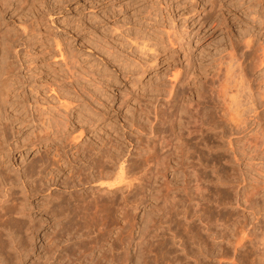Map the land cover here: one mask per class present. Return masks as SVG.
<instances>
[{"label":"rangeland","instance_id":"obj_1","mask_svg":"<svg viewBox=\"0 0 264 264\" xmlns=\"http://www.w3.org/2000/svg\"><path fill=\"white\" fill-rule=\"evenodd\" d=\"M18 13L19 14L12 16L11 19L4 21L2 31L7 30V31H11L10 33L12 35H14V33H18L17 35H19V34L22 35L21 34L22 33V29H21L22 24L27 25V26L29 24L30 25L32 24L31 27H34V29L32 28V31L30 32V34L27 37H24L26 35H22V37H24V40L28 41L31 44L28 47L29 50L24 49V50H21V52H20V57L22 59L24 58V66H28L29 68L32 69V71H27V69H24V71L21 70V74L26 75V78L28 79V81H30L31 84L34 85L36 90L38 88L37 94H36V92H31L32 93L31 94V93H29L30 91H26V89H25V91L28 94L27 99H29V97L31 98L28 101L29 102H36V104L37 103L41 104V105H39V107H42L45 105L44 107L47 109V111L48 112L51 111L48 114L47 113H45V114H47V116H49V117L50 116L52 117V119H51L52 124L50 123L51 127H48V129H47L48 131L51 129L52 130L49 132L46 130V133H45L46 135L50 136V139H46V136H45V134H43V132H40L39 129L31 127L30 125L29 126L31 128L29 126H27V127L23 126V125L20 126L19 124L14 123L16 125V128H17V126H18V128H21V131H19V133H16L17 136L15 134H13V131H11L12 129L9 130V137L12 138V139L9 138L10 141H12L13 138L18 139L17 141L20 144V146H19L20 148H18L14 152L13 155H5L2 158L3 163H2V159L0 158V163L2 164L1 169L5 173L7 171V174H9V175L6 174V176L10 177V180H8L9 179V177H8L7 183L4 185V188H2L3 186L0 188V191L2 192L1 194L3 195L4 194L3 191L5 189H9L8 190L9 192H7V193H10L12 190H14L12 192V193L15 192V194H12L13 204H14V201H16L18 199V201H16L15 204H18V203L21 204L22 203L23 206L25 205L24 207H26V206L27 207L24 208L22 206V204H21V206L18 205L19 206L18 209L22 210V212L19 210V213H15L14 215L15 216L19 215L21 217L16 216L17 218H15V216H11L12 215L11 212L14 213V212L18 211V210H16V211L12 210L17 205L11 204L12 207H11L10 212H9L10 214L7 213L5 215L7 218L5 216L4 217L1 216V218H3V219L5 218L6 223L7 222L9 223V221L13 219L12 217H14V220H16V219L18 220V221H16V222H18V225L20 223L19 221H24V222L20 223L23 226L22 227L20 225L22 228L21 229L22 231L20 233L22 235L19 234L18 236L20 237V235L21 236L25 235L23 233H26V235L29 233V236L33 234L30 237L27 235L28 238L26 235L23 236V238L26 237V239L28 241L30 240V238H31V240L33 239L32 241L30 240L29 242L24 239L25 243H27V242L29 243V244L27 243L28 244L27 246H29V245L31 246L33 243L35 244L36 241H37V244L39 243L37 246H40V244L42 242L44 244H46L48 242V239H46V238H50V235H52V233H54V231H56V227H59L62 223L66 222L67 220H70L71 222H70L69 226L72 229V231H70L71 233L64 235L67 237L63 238V239L66 240L68 238L65 243H70V244L72 242L77 243L78 241H80L82 239H83L82 241L86 242V240L90 241L91 239H93V240H91L93 242H91V241H90V243H89V241H87L88 243L86 242L87 243L86 247L89 250L88 252H90V253L92 252L91 254L88 253V255H90L89 256L90 259L92 257L93 262H96L97 260H99L100 257L103 256L102 258H100V261L102 259H104L103 261H101V263L103 262L102 264H104L105 261H106L105 264H108V263L109 264H135V263L141 264V263H143V261H145L143 264H152L150 262L151 259H152L151 261L153 262V264H154V262H155V264H161L162 262L159 263L160 260H158L157 258H159V256H160L159 259H161V258L165 259V256H163L162 254H165L166 259H167V260L163 259L164 261L162 260L163 261L162 264H167L168 263L167 261L169 259L170 260L173 259L172 261L169 260V264H171L175 261L174 258H176V260L178 261V264H187L183 261H186V262L188 261V264L189 263L195 264V262H194L195 261L194 260L195 259V257H194L195 253L193 251H194L195 247L196 248L199 247L200 243H202L200 245L201 247H203V245H204L206 250H210V251H206L208 254L207 255L204 250H201V247L199 248L200 251H199V249H196V252L198 254L201 253L200 254L201 256H202V253L204 254L203 255L204 257H201L199 255V258H202L205 260L207 259L209 261L213 260L211 254L209 255V253L211 252V244H212V241L209 238V234L207 233V231L204 234L205 229H204V231H203V229L202 230L199 229L200 227L202 228L203 226H200V225L197 226V223H196V221H194V218H193V217H195L193 214L194 213L193 211H195L194 210L195 209V203H194V205L192 204L194 206V208L192 205H188V207H187V214H188V210L191 209V207H192L191 212L189 210L190 214H188L189 216H191L190 218H187L186 215H185V217H186L185 218L183 216L184 215L183 213L180 214V211L182 210V205L185 206L187 204V202L185 201L186 196L184 195L185 191L182 190L185 187L184 183L189 182L187 185L189 187H190V185H192L190 192L191 193L193 192V194L195 192L194 191L195 190V188H194L195 187V180L193 179V175H195V173L192 174L195 171L194 170L195 169V160H194L195 159V150H194L195 149V141H194L195 136L192 137V139L190 138L192 143H191L190 139L188 141V144L191 143V145H189V146H191L193 148V151H194V152L192 151L193 154L191 153V155H190L191 157L189 159L185 158L187 156H185V154L183 152L182 156H180L181 159H179L180 157L176 158L175 156H173V158L172 157L167 158L169 165H168V163H165V162H167L166 159L164 162H162L163 159L161 158V160H160L161 163L158 159L159 162L157 161L158 163L155 162L156 164L152 163V165L151 164L148 165L149 168H148V166H146L144 164H142V166H141V164L139 165V163L141 161L139 154L142 152L140 147H139L140 146L139 142L142 140L144 142L149 137L151 138L150 134L145 133L146 131L148 132L147 129H149L148 128L150 126L149 124L151 123V121L154 120L153 119L154 118V114H153L154 113L153 112L154 106L152 107L151 104L161 105V103H162V105H163V103H165L166 100L168 99L166 97H169L170 99L173 98L172 100H175L176 97L178 96V98L175 100V103H174V112L172 113L173 115L170 114V115H168V118L166 117L165 119L164 118L162 119L163 120L162 122L164 123L163 125L165 127L166 132H167L166 126L169 129V125L167 122H168L169 118H171L174 120L175 129L178 130L177 126H179V129L181 128L180 129V132H181V130L183 131V128H185V125L186 124L188 125L190 123L191 125H188L189 128L187 127V125H186V127L190 130H194V134H195V123H194L195 122V120H194L195 119V112L191 111L193 106H195V93H194L195 92V66H197V67L200 66L199 68L200 69L203 68V70L207 69L206 73L208 71V74L209 73L212 74V71L214 70L212 68L216 67V65H215L216 63L214 62L215 58L226 56V53H228V50L231 49L230 44H232V45L237 44V46L239 45V48H242V46H241L242 43L239 44L237 40L238 39L242 40L244 37L249 36V35L253 36L255 44H257L258 40H261V39L263 40L264 36H262L261 33L260 34L258 33L257 27L259 25L260 20L262 21V19L264 18V0H29L28 4L24 3V5L22 6V8L19 10ZM251 15H253V17L256 16V18L253 19V17ZM257 16H260V17L262 16V18H260V17L257 18ZM149 23H152L153 25L149 24ZM156 27L158 28V30ZM149 29H151V30H149ZM159 29L162 31H160ZM140 30H142V31H140ZM143 31L146 35L143 33ZM262 31H263V35H264V30H262ZM157 32H160V33L156 34ZM165 32H167V33H165ZM148 34H149V36H147ZM143 35H144V38H147L148 40L151 39V37H152L153 41L149 40V42H148L146 40V42H145L148 45V47L151 48L149 50V52H148V47L146 44H145L146 48L143 47V50H142L143 44L140 42L142 41L141 38L143 39ZM157 35H159V36H157ZM162 35H164L163 36L164 38L162 37L163 39L161 38ZM167 36H168V38L170 37L168 40H171V38H172V40H171L172 43H171V41L167 40ZM173 36H175V37L173 38ZM55 37L58 40H56ZM258 37H259V39H258ZM93 38H95V40L100 39L99 41L96 42L97 44L100 43V45L98 44V47L96 46L97 44L95 45V40ZM129 38H133L134 40L133 39L130 40ZM139 38L141 41L139 40ZM233 38L234 39L236 38V40H234ZM101 40L104 42H102ZM56 41H58V42L60 41L59 42L60 45L58 44L59 49L61 48L60 50L58 49V45L55 44ZM90 41L93 43H91ZM231 41H232V43H231ZM153 42H154V45H153ZM233 42H234V44H233ZM169 43L172 45H170ZM93 44H94V47H93ZM136 44H137V48H136ZM164 44H166L168 46H163ZM107 46L110 47V48H108L110 50L102 48V47L107 48ZM153 47H154L155 51H151V50H154ZM155 47L158 50H156ZM66 48H67L68 52L66 51ZM138 48H140L142 51L140 52V49L138 51ZM58 50L59 51L62 50L61 51L62 53H65V54L69 53L71 55L63 54V57H64L63 58L62 56H59L61 52H59ZM63 50H65V51H63ZM106 50H108V51H106ZM144 50L147 51V53L143 52ZM22 51H24V52L22 53ZM156 51H157V54L155 53ZM107 52H108V54H107ZM142 53H144V54H142ZM220 54L222 56H220ZM74 55H76V56L74 57ZM71 56H72V58H74V62H73L74 65H72L73 63L71 64V62L73 61ZM216 56H218V57H216ZM154 57H156V58H154ZM62 58L64 59V61H66L65 62L66 64L64 63ZM124 60H126V61L124 62ZM212 60H213V62H212ZM67 61L69 62L68 64H70L71 66L67 65ZM126 62H127V65H125ZM211 63H214L213 64L214 66ZM129 64H130V66H129ZM65 65H67L69 67L66 66L67 67L66 68ZM72 66H74L75 72L73 70H71ZM127 66H129L130 68L129 67L127 68ZM211 66H213V67H211ZM75 67H76V69H75ZM124 68H126L125 71H123ZM68 69H69V72L72 71V73L74 74L73 76L70 77V75L72 73H68L67 72ZM80 69L82 70V72L85 71L83 73V74H85L84 76L81 74L82 72ZM260 69L261 70L257 69V73L255 74L256 76L257 75H259V76L264 75V66L260 67ZM78 70H80L79 72H81V73H79ZM87 70H89V71H87ZM203 70H202L201 77L204 78L205 77L204 74H206V73H205V70L204 71ZM260 71L262 74L260 73ZM75 73L76 74L78 73V75L75 76ZM66 74H67V76H66ZM63 75H65L66 77ZM81 75L83 77H81L80 79H81V81L83 80V82H81L79 79V76H81ZM68 76L71 79L68 78ZM85 76L86 77L89 76V77H87L88 79ZM63 78L65 80H64V82H61V79L63 81ZM73 80H74V82H73ZM85 80H88V81H85ZM54 81H56V82H54ZM53 83H55V86ZM65 83L66 84L68 83V84L66 85ZM80 83L83 84V86H81ZM181 83L183 85H181ZM49 85L50 86L52 85L51 87H55V88H51ZM176 85H177V87H176ZM57 86H58V88H57ZM59 86H61L62 88L60 87L61 88L60 89ZM179 87L181 88L182 91L179 90L180 89ZM169 88H171L173 92L179 91L178 94L173 93L171 91V89L168 90ZM51 89H54L53 91H55V92L51 91ZM62 89H63V91H62ZM68 89L70 90L69 92H67ZM18 90L17 91L20 93V91H22V87H21V89L19 88ZM17 91L15 90L13 93L17 94L18 93ZM160 91L162 93H160ZM166 91H168L167 94L165 93ZM170 91L172 93L171 97H170V95H168V94H170ZM13 93L11 94L12 98L10 97V100L12 99L11 102L14 101V98L16 96ZM60 93L62 95H60ZM69 94H71V95H69ZM159 94L161 97L159 96ZM164 94L166 96L165 97L166 99L162 96ZM173 94H176L177 96L173 95ZM32 95L36 96L35 99L33 98ZM68 96L70 98L71 97H73V98L70 99ZM17 97H20L22 99L21 95L20 96L18 95ZM80 97H81V99H80ZM153 97H154V99H153ZM190 97L192 98L193 102L191 100H189V99H191ZM136 98L140 99L141 103L143 105L146 104V106L148 107V108L146 107L148 109V111H149V109L151 110L150 116H149V114L144 115L139 111V109H138L139 104L137 103ZM183 98L186 101V103H184ZM98 99H99V101H97ZM164 99H165V101H164ZM178 99L181 100L182 103ZM160 100H162V102H160ZM68 101L72 102L74 104L69 103ZM82 101L84 102V104ZM189 101L193 104L192 107H190L191 105H190ZM59 102L61 105L59 104ZM176 102H178V103L176 104ZM10 103L6 102V108L7 109L9 106V109L8 110L6 109L7 114L9 112V113H12V115H13L14 114L13 112H15V110L18 113L19 109H20V112L22 113V111H21L22 109L18 107L19 105L15 106L13 108V106L12 107L10 106ZM90 103L92 104V106H97L98 103H103V105L105 104L104 106L100 107L103 110V112L105 113V115L100 116V118L102 117V119H99L96 122V124L94 125V127H91V129L89 126H87V124L83 125V123H82L83 121H79L80 119L83 120V118H81V117H83L84 114H86V112H87V111H84L87 109L83 106L85 104L88 106H91ZM180 103L182 105L183 104L185 105V107L183 105V108L182 107L181 108H182V110L186 108V111L181 110L180 106H182V105ZM42 104H44V105H42ZM186 105H187V107H186ZM46 106H48V108ZM50 106H52L53 108L54 107H57V108H54V110L55 109L56 110L53 111L52 107H51V109L49 108ZM88 106H86V107H88ZM188 106H189V109L191 108L189 110L190 112L187 111ZM178 107H179V109H178ZM58 109L60 112L58 111ZM80 111L83 114H81ZM20 112L18 113V115L20 114ZM150 112H148V113H150ZM183 112H185L184 113L185 115L182 114ZM188 112L190 114H188ZM192 112H194V113H192ZM17 113L15 112V114H17ZM54 114H56L57 116ZM58 115H59V117H58ZM152 115H153V117H152ZM190 115H193V116H190ZM65 116L69 119V122L67 123L66 127H64V125H63V124H66V122H67ZM145 116H146V118L149 117L151 121L149 120V118L146 119ZM180 116H181V118H180ZM186 117L190 118L189 119L190 122L188 121V118H187L188 122L185 121ZM60 118H61V120H60ZM174 118L175 119L179 118L178 119L179 122H178V120H175ZM130 119H131V121H130ZM132 119H134V120H132ZM192 119L194 122L192 121ZM135 120L139 124L135 123ZM182 121L185 122L186 124L183 123ZM127 122L129 125H127ZM178 123H179V125H178ZM180 123H183L182 127L180 126L181 125ZM81 124H82V126H85L87 129L85 128L82 135L78 136V134H79L78 130H80L79 128H80ZM133 124H135V125H133ZM136 124L140 125V127H143L142 129H146V128L147 129L143 132L142 129L139 130L140 127L137 126ZM145 124H146V126H145ZM72 125H73V127H72ZM141 125H144V126H141ZM255 125L256 124L253 123V121H252V124H251V126H249V129L247 131L249 133H252L253 131H255L256 128L258 129L259 126L258 125L255 126ZM128 126H130V128ZM191 126L193 127V129ZM29 128H30V130H29ZM253 128H254V130H253ZM263 128H264V126H263ZM33 130H35V131H33ZM185 130H187V129L185 128L183 131L184 136L187 135V131L185 132ZM136 131H138V132H136ZM263 131H264V129H263ZM53 132L54 133L56 132L57 136L56 135L53 136V134H54ZM180 132H176V133H180ZM75 133L77 136L75 135ZM123 133H125V135L128 136L127 137L128 140L131 139V145L130 146H129V142L127 140H123V138L121 137V135ZM137 133H139V135ZM12 134L15 137H12L11 136ZM35 134H39V135H37V138H36ZM133 134H134V136H133ZM140 134L144 135V136H141ZM69 135H73L74 137L72 138ZM38 136H40V137L38 138ZM181 136H182V134H181ZM75 137H78L77 141H76L77 138H75ZM108 137L113 138V139L116 137V139L120 140V144H122L121 149L119 146V148L116 147V150H114V149H111L112 151L110 150L113 153L116 152L120 156V157L117 156V160H116V158L113 159V160H115L114 161L115 163L113 162L114 166L118 167V166H120L121 161H123V163L125 162L124 164L122 163L124 166V169L126 170L125 172H126V174H127V172H129L128 176H132V178L129 177L132 179V181H131L132 183H130L132 187H130V185L128 186V184H126V183H125L126 185H122L120 187L122 189H119L117 191L118 193H116V195L117 194L118 195L114 196V197H117V199L118 198L119 199L116 200L114 197L112 199L113 206H112V201L109 198V194H106V195H104V193H103V195L100 194V193L106 192V191H105V189L103 191L102 188L97 185L98 181H95L94 178H93V180H90V181L88 180L89 182L86 181V183H84L83 185H80L79 187L74 186L71 188V186L66 185L67 184L66 182L70 179V178L68 179V176H70V170H69L70 168H67L68 164H66V160H65L66 157L64 156V154L62 152L63 151L62 149L68 150L67 155H69V157L70 156L74 157L73 155L77 156L76 149L78 147H81V145L83 146L85 144H87L86 146H88V145L89 146L99 145V146H101V148H104L105 150H107V149H109L108 146L107 145L103 146L102 144H100L101 143L100 141H102L103 139H107ZM141 137H143V138H141ZM144 137H146V139ZM39 139L41 142H39ZM138 139H139V142H138ZM48 142L50 143V145ZM51 143H52V145H51ZM193 143H194V145H192ZM106 146H107V148H106ZM61 147H62V149H61ZM56 148L59 149V151L61 152L62 155L58 154L59 151H57ZM118 149H120V150H118ZM44 150L46 151V153ZM137 150H139V151H137ZM113 153H112V155L116 154V153H114V154ZM53 155H54V157H52ZM40 157L43 161L40 159ZM55 157H57V158H55ZM118 157L120 159H118ZM129 157H130V159H129ZM135 159L137 160L136 162H135ZM186 159H187V161H186ZM104 160H106V158ZM138 160H139V163H138ZM189 160L191 162L193 161L192 162L193 164ZM52 161H53V163H51ZM177 161H179L180 164L182 163L181 165H183L184 162L186 161L185 162L186 164L183 166H186L185 169H187V171H186L184 176L175 175V178H174L172 176L174 171L178 172L181 169L180 166L178 168V165H180V164ZM42 162H43V164H42ZM134 162L136 164H138L139 169L136 167L137 165L134 166L135 165ZM189 162L191 163V166L193 168L189 165L190 164ZM6 163H7V165L4 166ZM159 163L161 164L160 166H159ZM39 164H41L43 166H41ZM58 164L60 165V167H58V169H57ZM128 164H130L131 166ZM132 164H134V165H132ZM36 165H37V168H36ZM44 165H45V167H44ZM165 165L167 166V168H165L166 167ZM32 166H33V168H32ZM132 166H134L133 167L134 169L131 168ZM140 166H141V169H140ZM155 166H157V168ZM189 166L191 167L190 168L191 170H189ZM129 167L131 169H133L134 174L132 173V170H129L130 169ZM135 167L137 169H135ZM146 167H147V170H146ZM160 167H162V168H160ZM30 168H32V169H30ZM59 168H60V170H59ZM85 168H87V167L85 166ZM155 168H156V170L157 169L159 170V171H157V178H156V180L155 179L151 180V178H150L151 175H148V174L151 173L150 171L155 170ZM163 169H164V172L160 171ZM127 170H129V171H127ZM139 170H140V172H139ZM144 170H146L147 172L149 171V172L145 173L146 171L144 172ZM28 171L30 173H27ZM51 172L53 173L52 177L50 176ZM161 172L164 174L162 175ZM86 173L94 175L95 170H92L88 167L86 169ZM136 173H137L136 176H138V177L135 176ZM17 175L18 176L20 175L21 177H18ZM164 175H165V177H164ZM15 176L17 177L16 181H14L16 179ZM14 177H15V179H14ZM76 177L77 176H74L75 181L78 180V177L77 178ZM141 178H143V180H141ZM144 178H145V181H144ZM103 179H105V178H103ZM40 180H41V182H40ZM71 180L72 179H70V181ZM150 180H151V182H150ZM10 181L12 182V184L14 182V184L12 185L11 183H9ZM70 181H68V184L71 185ZM94 181H95V183H94ZM91 182H93V184ZM64 183L66 186H64ZM7 184L9 186L8 188H7ZM139 184H140V186H139ZM124 187H127V188H124ZM193 188H194V190H192ZM73 189H74V191H73ZM77 189H79V190H77ZM91 189H92V191H91ZM71 191L75 194H73ZM98 191H99V193H98ZM140 191H141V193H140ZM90 192H92V194H90ZM94 192H97L98 194L96 193L97 194L96 195ZM159 192H160V194L161 193L162 194L160 195ZM166 192L169 194H166ZM31 193H33V194H31ZM71 193H72V196H71ZM122 193H123V195H121ZM182 193H183V195H181ZM78 194H80V196L82 195L83 199L86 198V200L88 202H86L85 200H84V202H82V199L79 198L80 196H78ZM84 194L87 195L88 197H86ZM165 194H166V196L168 195L169 197L168 196L166 197ZM62 195L66 199H64V197ZM73 195H74V197H73ZM162 195H164L165 198L162 197ZM175 195L177 198L180 195L183 196V198H181V196H180V198H178V199L180 202H182V203L184 202V203L180 204V202L177 200V198L173 197ZM15 196L17 198H15ZM77 196H78L80 202H79V200H77L78 199V198H76ZM90 196L91 197L98 196V197H97V199L94 198V199H96L94 201ZM194 196H195V194H194ZM70 197H71V200H69ZM99 197H100V199H102V203L101 202L99 203L97 201V200H100ZM103 197H105L104 200H103ZM160 197H162V198L160 199ZM24 198H25V200L26 199L27 200L25 201ZM74 198H76V200H74ZM121 198H124V199H121ZM163 198L165 201L162 200ZM114 199H115V202H114ZM167 199L170 200V201H167V203L169 202L170 205H169V203L168 204L166 203ZM72 200H73V202H72ZM175 200H176V202L178 201L177 202L178 204H180V208L177 205V203L174 202ZM12 201L10 203H12ZM20 201H24V202H20ZM96 201L98 202L97 203L98 206H100L99 204L102 205V206H100V207H103V208H101V211H99L100 207H98L96 205ZM104 201L106 203L108 202L107 204H109V205L106 204L107 206L106 205L103 206L105 204V203H103ZM25 202H26V204H25ZM64 202L67 203L65 206L66 207L69 206V208H66V209L64 208ZM78 202H79V204H78ZM92 202H95L96 206ZM116 202H117V204H115ZM185 202H186V204H185ZM133 203L134 204L137 203L135 207H134ZM162 203H164V204H162ZM172 203H173V205H172ZM51 204H53V205H51ZM75 204L79 205V206L81 205L80 206L81 208L76 207ZM54 205H56V208ZM60 205L65 209L64 211H63V208L60 207ZM71 205L72 206L75 205V207L73 208ZM162 205H163V207H162ZM167 205H168V207H167ZM50 206H51V209H50ZM108 206L109 207L111 206L112 209L110 211L111 213L108 211L107 215L111 214L110 217L113 216L109 219H108L109 216L107 217V215H106L107 210H110V208H108ZM114 206H115V208H114ZM170 206L172 208L176 207V208H174V210L175 209H181V210L178 211L179 213L175 212L174 210H172V208H170ZM21 207L24 208L25 210L21 209ZM52 207H53V209L54 208L55 209L53 210ZM105 207L108 208V209L106 208V213H105L107 218L105 217V215L103 213L105 210H102ZM60 208L62 209L63 212L66 211L65 212V215L67 213L66 216L64 214L60 215V213H59L61 211ZM75 208H77L76 209L77 211L74 210ZM162 208L163 209L166 208V209L163 210ZM169 208L172 211V213L175 212V214H172L171 211L169 210ZM16 209H17V207H16ZM69 209L71 210V212H74V215L77 213V215H75V216L77 217L78 220L73 218L75 216H73V213L71 214ZM159 211H160L161 215H160ZM164 211L166 213H163ZM163 214H164V216L162 217ZM168 214H171V216L170 215L166 216ZM176 214H177V216H176ZM22 215H25V216H22ZM70 215H71V217H70ZM88 215L91 216L90 221L88 219V218H90ZM100 215L101 216L103 215L104 219ZM158 215H159V218H158ZM8 216L11 219H8L9 218ZM182 216L184 217V219ZM18 217H19V219H18ZM56 217H58V218L55 219ZM92 217L96 218L97 220L95 219L96 220L95 221L94 219H92ZM168 217H173V218H177V217L181 218L182 217V219L179 218V220L176 221V219H173V218L171 219ZM66 218H67V220H66ZM71 218H73V219H71ZM81 218H86V219H84V222H83V219H81ZM151 218H152V220H151ZM166 218H168L171 221H169ZM26 219H27V221H26ZM79 219L81 220V223H80ZM99 219H101V220L99 221ZM1 220H0V222H1ZM60 220H62L63 222ZM74 220L77 221V223H80V226L82 227V229H80L81 227H78V224H74V225L72 224L73 223L72 221H74ZM92 220H94V222H93L94 225L97 224V225H95L96 227L94 225L91 226ZM164 220L166 221V223ZM152 221H153L154 227H153ZM174 221H176V223H178V224L180 223L179 226L177 225L179 228L176 226V223ZM181 221H182V223H181ZM43 222L45 223V225ZM57 222H58V224H57ZM87 222H91V224L87 223ZM168 222H169V224H168ZM183 222H184V225L186 223V226L183 225ZM1 223H3V221ZM14 223H15V221H14ZM31 223L33 225H34V223H35V225L37 223H39V224H37L39 226L41 223H43V224H41V227L39 230V228H38L39 226L35 227V225H34L35 228H33V225H31ZM59 223H60V225H59ZM84 223H86L84 226H88L87 224H89V226H91V227L88 226L89 229H87V230H90L89 232L85 230L86 228L83 229V225H81V224H84ZM99 223H101L102 225ZM108 223H109V225H108ZM189 223L191 225L193 224L192 226H194V224L196 225V227L200 226L198 229L201 232L203 231V233L200 232L201 236H202V234H204L203 237H205V235H206V237L203 239V242H202V239H200L199 242L194 241L195 240L194 237H195V233H196L194 230H198V229L195 226L191 227ZM23 224H25V225H23ZM55 224H56V226H55ZM16 225H17V223H16ZM29 225L31 227H29ZM51 225H53V226H51ZM8 226L10 227V225H8ZM25 226H26V229H28V233H27V231L25 232V228H24ZM183 226H184V228H186L188 226L187 227L188 231H185L186 229L182 228ZM36 228H38V229L36 230ZM74 228H76L77 231ZM170 228H172V229H170ZM29 229L30 230L32 229V230L29 231ZM52 229H53V232H52ZM97 229H98V232H97ZM106 229H107V231H106ZM181 229H182V231H181ZM191 229L195 233L191 232ZM73 230H75L74 231L75 234H72ZM79 231H81L82 233L84 231V233L82 234ZM91 231H93V232H91ZM127 231L129 234H127ZM167 231H169V232H167ZM46 232H49V233L46 235L45 234ZM178 232H179V234H178ZM189 232H191V234H188ZM76 233H77V235H79L78 237H77ZM99 233H100V235H96ZM142 233H143V235H142ZM186 233L188 234V236ZM34 234L35 235L37 234V235L35 236ZM44 234H45V236H44ZM80 234H82L83 236ZM102 234L105 236V239L103 238V236L101 237L102 239H100L98 237V236H101ZM120 234H122L123 239L125 241H126V239L129 240V237H132L131 240L129 241L131 244L130 243L128 244L127 242L122 243V241H123L122 236L120 238L118 237V236H120ZM157 234H159V235H157ZM192 234H194V236ZM73 235L75 237H73ZM164 235H167V236H164ZM190 235H192L193 237ZM91 236L93 238H91ZM94 236L95 237L97 236V237L95 238ZM149 236H150V238H149ZM154 236H155V238H154ZM36 237H37V239H36ZM70 237L74 238V239H71ZM140 237H143V240H142V238H141V240L144 242H142L139 239ZM190 237L194 238V240L192 239L191 242L189 241V240H191ZM207 237H208V240L211 241L210 243L206 239ZM114 238H115V240H113ZM116 238L119 240V242H116V241H118V240H116ZM145 238L146 239L149 238L150 240L149 239H147V240L150 242L148 243V241ZM34 239H36V240H34ZM103 239H104V242L102 243L100 240L103 241ZM151 239L153 242H151ZM159 239L166 241L164 243L165 246L163 244L164 241L162 242V244H161V241H160V243H157V244H159V246L155 245L157 240L159 242ZM95 240H96V242H95ZM97 240L99 241V243L101 242L100 243L101 245L97 242ZM106 240H108V241H106ZM120 240H121V242H120ZM138 240L140 241L141 244L143 243L142 247L140 246L141 245L140 243H139L140 245L138 244V242H139ZM205 240H206V243L208 242V245L206 243H204ZM110 241H113V245H112V242H110ZM136 241H137V243H136ZM109 242L111 243V247H110ZM167 242H168V244H167ZM30 243H32V244H30ZM119 243H121L122 245L121 244L118 245ZM152 243H154V244L152 245ZM190 243L192 246H190ZM97 244H98V246H97ZM125 244H126V246H125ZM145 244L147 245V247L145 246ZM148 244L149 245L151 244L153 247H155V250H158V251H154L152 246L150 245V247H149ZM181 244H182V246H181ZM183 244L185 247L183 246ZM88 245H89V247H88ZM90 245L92 248L90 247ZM104 245L106 247L107 246H109V247H107V249L102 248V247H104ZM162 245L164 246V248L166 247L165 250H167V251H165L164 249H163L164 252L161 251ZM166 245L167 246L169 245V246L167 247ZM99 246H101V247H99ZM113 246L117 247L116 248L117 250L113 249L112 252H115V251L116 252L118 251L117 253L121 252V256H117L120 254H117L116 252H115L116 254L111 252L112 248H115ZM123 246H125V247H123ZM143 246H145L146 249L143 248ZM163 246H162V248H163ZM118 247H120V248H118ZM182 247L184 249H186V247H188L186 250H188L189 253L192 249L193 250V251H191L192 254L191 253L189 254ZM189 247H190V249H189ZM108 248H111L110 252H109ZM141 248H142V251H141L142 254L138 252ZM147 248H148V251H147ZM168 248H170V249H168ZM102 249H105V251L102 252ZM149 249L151 250V252ZM107 250H108V252H107ZM168 250L169 251L171 250L172 252L171 251L169 252ZM96 251H98V252H96ZM106 252L114 254L116 256L110 254V256L112 257V258H110L108 256L109 254L106 255L107 254ZM146 252H148V253H146ZM160 252H162V253L160 254ZM184 252H187V254H189L190 256L192 255V256L188 257L189 255H187ZM101 253H103V255ZM104 253L106 256L104 255ZM40 254H41V257H42V255H45L43 253V251H41ZM146 254L147 255L150 254V255L147 256ZM175 254H177V255H175ZM205 254H206V256H209V257H206ZM97 255L100 257H97ZM143 255H146L147 257L145 258V256H143ZM156 255H157V257H156ZM168 255H170V256H168ZM183 255H185V258L181 257ZM35 256L32 255L30 258L26 259L27 264H31V263L35 264V262H36V264H38L39 263L38 260L35 259V258H37V255H35ZM113 256L116 257L115 258L116 260L114 259ZM137 256H138V258L143 257L144 259H141V260L139 259L141 261L140 262V261H138ZM176 256H178V259ZM117 257L118 258L120 257V258L118 259ZM42 259H44V256L42 257ZM94 259L96 261H94ZM146 259H147V261H146ZM155 259H157L158 261H156ZM182 259H183V261H182ZM189 259H190V261H189ZM202 259H201V261H203V262L201 264L207 263V262H208V264H210V263L214 264L213 262L209 263V261L206 262L205 260H202ZM136 260H137V262H136ZM227 260H228V258H227ZM227 260L226 259L222 260L221 264H228V263L230 264V260H228V261ZM179 261H181V262L179 263ZM87 262H88V260L85 263H87Z\"/></svg>","mask_w":264,"mask_h":264},{"label":"bare ground","instance_id":"obj_2","mask_svg":"<svg viewBox=\"0 0 264 264\" xmlns=\"http://www.w3.org/2000/svg\"><path fill=\"white\" fill-rule=\"evenodd\" d=\"M28 1L29 0H0V158L2 159L5 155H13L14 154V152L18 149V148H20L19 146H20V144H19V142L17 141L18 139H14L13 138V140L12 141H10V139H12V138H10L9 137V130L10 129H12L11 131H13V134H15L16 135V133H19V131H21V128H18V126H17V128H16V125L14 124V123H17V124H19L20 126L21 125H23V126H31V127H34V128H36V129H39L40 130V132H43V134H45L46 133V130L48 129V127H51L50 126V123H51V119H52V117L50 116H47V114L49 113V112H51V111H47V109L44 107L45 105L44 104H42V105H44V106H42V107H39V105H41V104H39V103H37L36 104V102H29L28 100L29 99H31L30 97H29V99H27V97H28V94H27V92L26 91H30L29 93H31V92H36V94L38 93L37 91H38V88H37V90H36V88L34 87V85L33 84H31V82L30 81H28V79L26 78V75H22L21 74V70L22 71H24V69H27V71H32V69L31 68H29L28 66H24V58L22 59L21 57H20V52H21V50H27L28 49V47H29V45H31L28 41H25L24 40V37H27L29 34H30V32L32 31V28L34 29V27H31L32 26V24L30 25H21L22 26V35H26V36H24V37H22V35H17L18 33H14V35H12L10 32L11 31H2V27H3V23H4V21L6 20H9V19H11V17L12 16H14V15H17V14H19L18 12H19V10L22 8V6L24 5V3H27L28 4ZM31 3V2H30ZM22 11V10H21ZM20 11V12H21ZM149 14V13H148ZM150 16V15H149ZM154 16V15H153ZM252 17H253V15H251ZM147 17V16H146ZM258 17H260V16H257V18ZM254 18H256V16L255 17H253V19ZM260 18H262V16L260 17ZM36 19V18H35ZM264 19V18H263ZM262 19V21L260 20V22H259V25H258V33L260 34H262V36H264L263 35V31L262 30H264V20ZM256 21V20H255ZM155 23V22H154ZM149 24H152V23H149ZM6 25V24H5ZM37 25V24H36ZM153 25V24H152ZM158 25V24H157ZM156 25V26H157ZM30 26V27H29ZM149 26V25H148ZM30 29H29V28ZM160 27V26H159ZM153 28V27H152ZM157 28V27H156ZM20 29V30H21ZM166 29V28H165ZM147 30V29H146ZM149 30H151V29H149ZM157 30H158V28H157ZM156 30V31H157ZM160 30V29H159ZM38 31V30H37ZM140 31H142V30H140ZM160 31H162V30H160ZM166 31V30H165ZM168 31V30H167ZM154 32V31H153ZM13 33V32H12ZM135 33V32H134ZM139 33V32H138ZM142 33V32H141ZM143 33H144V31H143ZM148 33V32H147ZM160 32H157L156 34H159ZM163 33V32H162ZM161 33V34H162ZM165 33H167V32H165ZM38 34V33H37ZM145 34V33H144ZM150 34V33H149ZM149 34L147 35V36H149ZM155 34V35H156ZM164 34V33H163ZM169 34V33H168ZM171 34V33H170ZM255 34V33H254ZM139 35V34H138ZM146 35V34H145ZM165 35V34H164ZM164 35H162L161 36V38L164 36ZM246 35V34H245ZM146 36V37H147ZM152 36V35H151ZM157 36H159V35H157ZM171 36V35H170ZM133 37V36H132ZM142 37V36H141ZM156 37V36H155ZM175 36H173V38H174ZM54 38V37H53ZM56 38V37H55ZM157 38V37H156ZM164 38V37H163ZM162 38V39H163ZM170 38V37H169ZM168 38V36H167V40L169 39ZM94 40H95V38H93ZM98 39V38H97ZM130 40L131 39H133V38H129ZM234 39V38H233ZM258 39H259V37H258ZM261 39V38H260ZM54 40V39H53ZM56 40H58L57 38H56ZM100 40V39H99ZM99 40H95V45L97 44L96 42L97 41H99ZM134 40V39H133ZM132 40V41H133ZM139 40H140V38H139ZM142 40V41H141ZM141 42L140 43H142L143 44V46H142V50H143V47L144 48H146L145 47V42H146V40L149 42V40H151V41H153L152 40V37H151V39H147V38H144V35H143V39L141 38ZM166 40V39H165ZM171 40H172V38H171ZM171 40H168V41H171ZM230 40V39H229ZM232 40V39H231ZM234 40H236V38L234 39ZM262 40V39H261ZM261 40H258V42H257V44H255L254 43V38H253V36H251V35H249V36H246V37H244L242 40L240 39H238L237 41H238V43L239 44H241V46H242V48H239V45L237 46V44L235 45L234 44V42H233V44L234 45H232V44H230L231 46H230V50H228V53H226V56H222L221 54H220V56H222V57H218V56H216V57H218V58H215V65H216V67L215 68H212V69H214L213 71H212V74H208V71H207V73H206V70L207 69H204L205 70V73L206 74H204L205 75V77L203 78V77H201V75H202V70H203V68L202 69H200L199 67H197V66H195V106H193V104L190 102V107H192L193 106V108L191 109V111H194L195 112V122L193 121V119H192V121L195 123V134H194V130H190V129H188L189 127H188V125H191L190 123L187 125L185 122H183V123H185L186 125H187V127H186V125H185V128L187 129V130H185V132L187 131V135L186 136H184L183 134V131H184V129L185 128H183V131L181 130V132H180V129H179V126H177L178 127V130L177 129H175V125H174V120L173 119H171V118H169V120H168V125H169V129H168V127L166 126V129H167V132H166V130H165V127H164V123L162 122L163 120V118L165 119L166 117L168 118V115H170V114H172L173 112H174V103H175V100L178 98V96L176 95V94H178V92H173L172 91V89L171 88H169L168 90H170L171 89V91L173 92V93H176V94H173V95H176L177 97H176V99L175 100H172V99H170L169 97H166L165 96V94L164 95H162L164 98L166 97V98H168L167 100H166V102L165 103H163V105H162V103H161V105H153V104H151V106L153 107L154 106V120L153 121H151L150 120V118H149V120L151 121V123L148 125L149 127V129H147L148 130V132L146 131L145 133L147 134H150L151 135V138L149 137L148 139H146V137H144L146 140L143 142V140L142 141H140L139 142V139H138V142H139V147H140V149H141V153L139 154L140 155V159H141V161H140V163H139V160H138V163H139V165L141 164V166H142V164H144V165H146V166H148V165H152V163H155V162H157L158 161V159H159V161L161 160V158L163 159L162 160V162H164L165 161V159L167 160V158H169V157H172L173 158V156H175L176 158H179L180 156H182V154H183V152H184V154H185V156H187V157H185V158H190L191 156V153H192V151H193V148L191 147V146H189V145H191V143H192V141H191V139H192V137H194L195 136V139H194V141H195V171L192 173V174H194L195 173V175H193V179L195 180V190H194V188L192 189V190H194L195 192H194V194H195V196H194V194H193V192L191 193L190 191H191V186L192 185H190V187L187 185L188 183L187 182H185L184 183V189H182V190H184L185 191V198H186V202H187V204H186V202H185V206H183L182 205V210L181 209H175L174 210V208H176V207H174V208H172L171 206L173 205V203L174 202H176V200L172 203V205L170 206V208H172V210H174L175 212H178V211H180V214H184L183 216L185 217V215H186V217L187 218H190L191 216H189L188 214H190V212H191V210H192V207H191V209H189L190 210V212H189V210H188V214H187V207H188V205H194V203H195V211H193L192 213L194 214V216L195 217H193L194 218V221H196V223H197V226L198 225H200V226H203L202 228L200 227H196V225L194 224V226L198 229H203V231H204V229H205V231H204V234H205V232L207 231V233L209 234V238L211 239V241H212V244H211V252L209 253V255L211 254V256H212V259L213 260H205V259H202V258H199V255L201 254H198L197 252H196V249H199L201 246V244L202 243H200V245H199V247L198 248H196L195 246V249H194V251L191 249V251H193L194 253H195V255H194V257H195V264H201L203 261H201V259L202 260H205L206 262L207 261H209V263L210 262H213L214 264H221L222 262V260H227V258H228V260H230V264H264V131H263V126H264V75L262 76V75H255L256 73H257V69L258 70H261L260 69V67H262V66H264L263 64H264V38H263V40L261 41ZM55 41V40H54ZM102 41V40H101ZM131 41V42H132ZM155 41V40H154ZM158 41V40H157ZM233 41V40H232ZM232 41H231V43H232ZM60 42V41H59ZM59 42L58 41H56V43L55 44H59ZM91 42V41H90ZM102 42H104V41H102ZM107 42V41H106ZM156 42V41H155ZM236 42V41H235ZM89 43V42H88ZM91 43H93V42H91ZM151 43V42H150ZM149 43V44H150ZM162 43V42H161ZM171 43H172V41H171ZM237 43V42H236ZM90 44V43H89ZM99 45H100V43H98ZM98 44L96 45L97 47H98ZM163 44V43H162ZM167 44V43H166ZM166 44H164L163 46H168V45H166ZM170 44V43H169ZM60 45V44H59ZM59 45H58V49H59ZM147 45V44H146ZM153 45H154V42H153ZM158 45V44H157ZM160 45V44H159ZM170 45H172V44H170ZM56 46V45H55ZM95 46V47H96ZM103 46V45H102ZM139 46V45H138ZM23 47V48H22ZM64 47V46H63ZM92 47V46H91ZM93 47H94V44H93ZM140 47V46H139ZM147 47H148V45H147ZM172 47V46H171ZM101 48V47H100ZM103 49L105 48V49H108V48H110V47H108L107 46V48L106 47H102ZM136 48H137V44H136ZM156 48V47H155ZM61 49V48H60ZM59 49V50H60ZM63 49V48H62ZM69 49V48H68ZM96 49V48H95ZM99 49V48H98ZM139 49L140 48H138V51H139ZM151 48H149L148 47V52H149V50H150ZM153 49H154V47H153ZM250 49V50H249ZM29 50V49H28ZM32 50V49H31ZM58 50V51H59ZM108 50H110V49H108ZM108 50H106V51H108ZM136 50V49H135ZM141 49H140V52L142 51ZM156 50H158L157 48H156ZM249 50V51H248ZM62 51V50H61ZM61 51H59V52H61ZM63 51H65V50H63ZM66 51L68 52V50H67V48H66ZM71 51V50H70ZM105 51V52H106ZM151 51H155V49L154 50H151ZM24 51H22V53H23ZM28 52V51H27ZM58 52V53H59ZM72 52V51H71ZM70 52V53H71ZM143 52H146L147 53V51H143ZM156 54H157V51L155 52ZM27 54V53H26ZM63 54H65V53H60V55L59 56H62L63 57ZM69 53H67V54H65V55H68ZM107 54H108V52H107ZM142 54H144V53H142ZM155 54V55H156ZM69 55H71V54H69ZM76 55H74V57H75ZM68 57V56H67ZM64 58V57H63ZM62 58V59H63ZM66 58V57H65ZM71 58H72V56H71ZM70 58V59H71ZM154 58H156V57H154ZM214 58V57H213ZM73 59V61L71 62V64L74 62V58H72ZM71 59V60H72ZM217 59V60H216ZM67 60V59H66ZM70 60V61H71ZM63 61H64V59H63ZM77 61V60H76ZM126 60H124V62H125ZM217 61V62H216ZM66 61H64V63H65ZM212 62H213V60H212ZM69 62L67 61V65H70V64H68ZM129 63V62H128ZM197 63V62H196ZM66 64V63H65ZM77 64V63H76ZM121 64V63H120ZM212 65L214 64V63H211ZM67 65H65V67L67 66ZM72 65H74V63L72 64ZM79 65V64H78ZM125 65H127V62H126V64ZM132 65V64H131ZM196 65V64H195ZM206 65V64H205ZM71 66V65H70ZM81 66V65H80ZM120 66V65H119ZM129 66H130V64H129ZM129 66H127V68L129 67ZM202 66V65H201ZM210 66V65H209ZM214 66V65H213ZM213 66H211V67H213ZM67 67H69V66H67ZM66 67V68H67ZM126 67V66H125ZM204 67V66H203ZM80 68V67H79ZM130 68V67H129ZM210 68V67H209ZM75 69H76V67H75ZM78 69V68H77ZM84 69V68H83ZM121 69V68H120ZM125 69L126 68H124V70L123 71H125ZM71 70H73L74 71V66H72V68H71ZM81 70V69H80ZM80 70H78V72L80 71ZM85 70V69H84ZM203 70V71H204ZM65 71V70H64ZM87 71H89V70H87ZM68 73H72V71L71 72H69V69H68V71H67ZM75 72V71H74ZM81 72H82V70H81ZM81 72H79V73H81ZM85 71H83L81 74L84 76L85 74H83ZM263 72V71H262ZM87 73V72H86ZM260 73H261V71H260ZM25 74V73H24ZM139 74V73H138ZM259 74V73H258ZM262 74V73H261ZM70 75V74H69ZM74 74L72 73L71 75H70V77L71 76H73ZM76 75H78V73L76 74L75 73V76ZM80 75V74H79ZM79 76V79L81 78V77H83V76ZM142 75V74H141ZM63 76H65V75H63ZM66 76H67V74H66ZM65 76V77H66ZM92 76V75H91ZM259 76V77H258ZM64 77V78H65ZM69 76H68V78H70ZM86 77V76H85ZM87 77H89V76H87ZM86 77V78H87ZM63 78V81H62V79H61V82H64V79ZM71 79V78H70ZM74 79V78H73ZM76 79V78H75ZM83 79V78H82ZM85 79V78H84ZM88 79V78H87ZM77 81V80H76ZM80 81H81V79H80ZM85 81H88V80H85ZM54 82H56V81H54ZM73 82H74V80H73ZM72 82V83H73ZM81 82H83V80L81 81ZM94 82V81H93ZM71 83V82H70ZM88 83V82H87ZM171 83V82H170ZM51 84V83H50ZM54 84V86H55V83H53ZM62 84V83H61ZM64 84V83H63ZM66 84V83H65ZM68 84V83H67ZM66 84V85H67ZM74 84V83H73ZM78 84V83H77ZM81 84V83H80ZM57 85V84H56ZM79 85V84H78ZM173 85V84H172ZM180 85V84H179ZM181 85H183L182 83H181ZM39 86V85H38ZM50 86V85H49ZM52 86V85H51ZM50 86V87H51ZM62 86V85H61ZM61 86H59V88L61 87ZM81 86H83V84H81ZM21 87H22V91H20V93L18 92L19 90V88L21 89ZM161 87V86H160ZM176 87H177V85H176ZM51 88H55V87H51ZM57 88H58V86H57ZM62 88V87H61ZM60 88V89H61ZM67 88V87H66ZM65 88V89H66ZM180 88V87H179ZM189 88V87H188ZM191 88V87H190ZM25 89H26V91H25ZM64 89V88H63ZM63 89H62V91H63ZM77 89V88H76ZM17 91L18 93L17 94H15V93H13L14 91ZM54 89H51V91H53ZM56 90V89H55ZM78 90V89H77ZM85 90V89H84ZM153 90V89H152ZM160 90V89H159ZM164 90V89H163ZM174 90V89H173ZM179 90H181V88L179 89ZM186 90V89H185ZM50 91V92H51ZM57 91V90H56ZM61 91V90H60ZM61 91V92H62ZM70 90L68 89V91L67 92H69ZM76 91V90H75ZM162 91V90H161ZM160 91V93H162ZM171 91H170V94H168V95H170V97H171ZM182 91V90H181ZM53 92H55V91H53ZM72 92V91H71ZM84 92V91H83ZM15 94L16 96H15V98H14V101L13 102H11L12 101V99L10 100V97L12 96L11 94ZM64 93V92H63ZM166 94L168 93V91H166L165 92ZM32 94V93H31ZM192 94V93H191ZM20 96L21 95V97H22V99L20 98V97H17V96ZM60 95H62L61 93H60ZM69 95H71V94H69ZM89 95V94H88ZM181 95V94H180ZM183 95V94H182ZM189 95V94H188ZM33 96V95H32ZM40 96V95H39ZM57 96V95H56ZM79 96V95H78ZM86 96V95H85ZM159 96H160V94H159ZM158 96V97H159ZM187 96V95H186ZM35 97L36 96H33V98L35 99ZM69 97V96H68ZM89 97V96H88ZM87 97V98H88ZM161 97V96H160ZM12 98V97H11ZM32 98V99H33ZM63 98V97H62ZM70 98V97H69ZM71 98H73V97H71ZM70 98V99H71ZM165 98V99H166ZM175 98V97H174ZM191 98V97H190ZM21 99V100H20ZM69 99V100H70ZM80 99H81V97H80ZM153 99H154V97H153ZM165 99H164V101H165ZM182 99V98H181ZM189 99V98H188ZM92 100V99H91ZM121 100V99H120ZM179 100V99H178ZM183 100H184V98H183ZM189 100H191L192 101V98L191 99H189ZM194 100V99H193ZM31 101V100H30ZM97 101H99V99L97 100ZM136 101H137V103L139 104V111L142 113V114H144V115H146V114H149V116H150V114H151V110L149 109V111H148V107L146 106V104H142L141 103V100L140 99H138V98H136ZM163 101V102H164ZM180 102H181V100H179ZM178 101V102H179ZM6 102H11L10 103V106L12 107L13 106V108L15 107V106H17V105H19L18 107L19 108H21L22 110V113L20 112V109L18 110L19 112H20V114L18 115V113H17V111L15 110V112L17 113V114H15V112H13L14 114L12 115V113H9L8 112V114L6 113ZM39 102V101H38ZM69 102V101H68ZM83 102V101H82ZM127 102V101H126ZM153 102V101H152ZM157 102V101H156ZM160 102H162V100H160ZM178 102H176V104L178 103ZM193 102V101H192ZM62 103V102H61ZM69 103H72V102H69ZM86 103V102H85ZM94 103V102H93ZM122 103V102H121ZM154 103V102H153ZM182 103V102H181ZM180 103V104H181ZM184 103H186V101L184 100ZM188 103V102H187ZM59 104H60V102H59ZM67 104V103H66ZM72 104H74V103H72ZM83 104H84V102H83ZM87 104V103H86ZM85 104V105H86ZM91 104V103H90ZM179 104V105H180ZM61 105V104H60ZM81 105V104H80ZM79 105V106H80ZM83 106V107H85L87 110H84V111H87L86 112V114H84V116L83 117H81V118H83V120H79V121H83L82 123H83V125L84 124H87V126H89L90 127V129H91V127H94V125L96 124V122L99 120V119H102V117L100 118V116H104L105 115V113L103 112V110L100 108V107H102V106H104L103 105V103H98V105L97 106H92V104H91V106H88V105H86V106H88V107H86V106ZM182 105V104H181ZM184 105V104H183ZM183 105L182 106H180V108L182 107L183 108ZM188 105V104H187ZM187 105H186V107H187ZM5 106V107H4ZM53 106V105H52ZM52 106H50L49 108L51 109V107ZM78 106V105H77ZM176 106V105H175ZM10 107V108H11ZM17 107V108H18ZM44 107V108H43ZM47 108H48V106H46ZM70 107V106H69ZM76 107V106H75ZM147 107V108H146ZM177 107V106H176ZM184 107H185V105H184ZM53 108V107H52ZM54 108H57V107H54ZM54 108H53V111H55L54 110ZM62 108V107H61ZM73 108V107H72ZM77 108V107H76ZM84 108V109H85ZM182 108H181V110H182ZM8 109H9V106H8ZM7 109V110H8ZM70 109V108H69ZM178 109H179V107H178ZM177 109V110H178ZM189 109V106H188V108H187V111H189L190 110ZM105 110V109H104ZM183 110H185L186 111V108L185 109H183ZM182 110V111H183ZM13 111V110H12ZM58 111H59V109H58ZM79 111V110H78ZM83 111V110H82ZM107 111V110H106ZM60 112V111H59ZM148 112H150V113H148ZM190 112V111H189ZM188 112V114H190ZM194 112H192V113H194ZM45 113H47V114H45ZM55 113V112H54ZM80 113H81V111H80ZM85 113V112H84ZM185 112H183L182 114H184ZM61 114V113H60ZM67 114V113H66ZM69 114V113H68ZM81 114H83V113H81ZM12 115V116H11ZM53 115V114H52ZM54 115H56V114H54ZM173 115V114H172ZM185 115V114H184ZM187 115V114H186ZM57 116V115H56ZM80 116V115H79ZM138 116V115H137ZM141 116V115H140ZM190 116H193V115H190ZM58 117H59V115H58ZM66 117V116H65ZM152 117H153V115H152ZM159 117V118H158ZM170 117V116H169ZM176 117V116H175ZM184 117V116H183ZM62 118V117H61ZM61 118H60V120H61ZM136 118V117H135ZM145 118H146V116H145ZM148 118H146V119H148ZM180 118H181V116H180ZM187 118L188 117H186V122H188L189 121V119L190 118H188V121H187ZM142 119V118H141ZM140 119V120H141ZM152 119V118H151ZM175 119V118H174ZM179 119V118H178ZM178 119H175V120H178ZM132 120H134V119H132ZM137 120V119H136ZM136 120H135V123H137L136 122ZM139 120V121H140ZM167 120V119H166ZM165 120V121H166ZM66 124H63L64 125V127H66L67 126V123L69 122V119L66 117ZM127 121V120H126ZM130 121H131V119H130ZM129 121V122H130ZM138 121V120H137ZM147 121V120H146ZM149 121V122H150ZM164 121V122H165ZM181 121V120H180ZM252 121H253V123H255L256 125H258L259 127H258V129L256 128L255 129V131H253L254 130V128H253V132L252 133H249L247 130L249 129V126H251V124H252ZM134 122V121H133ZM178 122H179V120H178ZM190 122V121H189ZM183 123H180L181 125V127H182V124ZM251 123V124H250ZM52 124V123H51ZM115 124V123H114ZM131 124V123H130ZM137 124H139V123H137ZM136 124V125H137ZM141 124V123H140ZM176 124V123H175ZM193 124V123H192ZM250 124V125H249ZM127 125H129L128 124V122H127ZM133 125H135V124H133ZM177 125V124H176ZM178 125H179V123H178ZM255 125V126H256ZM29 126V127H30ZM61 126V125H60ZM137 126H139L140 127V125H137ZM141 126H144V125H141ZM145 126H146V124H145ZM254 126V125H253ZM252 126V127H253ZM30 127V128H31ZM72 127H73V125H72ZM124 127V126H123ZM129 128H130V126H128ZM132 127V126H131ZM136 127V126H135ZM138 127V128H139ZM192 127V126H191ZM30 128H29V130H30ZM86 127L85 126H82V124H81V126H80V130H78L79 131V134H78V136L79 135H82V133L84 132V129H85ZM115 128V127H114ZM143 127H140V129L139 130H141ZM24 129V128H23ZM50 129V128H49ZM61 129V128H60ZM72 129V128H71ZM87 129V128H86ZM122 129V128H121ZM146 129H142L143 130V132L146 130ZM192 129H193V127H192ZM52 130V129H51ZM51 130H49V131H51ZM138 130V131H139ZM177 130V131H176ZM33 131H35V130H33ZM32 131V132H33ZM48 131V130H47ZM48 131V132H49ZM60 131V130H59ZM138 131H136V132H138ZM180 132V133H176V132ZM247 131V132H246ZM23 132V131H22ZM39 132V133H40ZM135 132V133H136ZM251 132V131H250ZM38 133V132H37ZM54 133V132H53ZM52 133V134H53ZM249 133V134H248ZM13 134L11 135L12 137H15V136H13ZM48 134V133H47ZM59 134V133H58ZM138 135H139V133H137ZM181 134H182V136H181ZM36 135V138H37V135H39V134H35ZM34 135V136H35ZM57 136V133L55 132L54 134H53V136ZM75 135H76V133H75ZM136 135V134H135ZM137 135V136H138ZM141 135V134H140ZM17 136V135H16ZM41 136V135H40ZM40 136H38V138L40 137ZM45 136H46V139H50V136L49 135H46L45 134ZM70 137H74L73 135H69ZM77 136V135H76ZM133 136H134V134H133ZM141 136H144V135H141ZM69 137V138H70ZM102 137V136H101ZM110 137V136H109ZM107 138V139H103L102 141H100L101 143L100 144H102L103 146L104 145H107L108 146V148L109 149H107V150H105L104 148H101V146H99V145H92V146H86L87 144H85V145H81V147H78L77 149H76V152H77V156H75V155H73L74 157H72V156H70L69 157V155H67V151L68 150H64V149H62V147H61V149L63 150L62 152H63V154H64V156L66 157L65 158V160H66V164H68V167L67 168H70L69 170H70V176H68V179L70 178V179H72L71 181H70V179L68 180V181H70V183H71V185L70 184H68V181L66 182L67 184V186H71V188L72 187H74V186H80V185H83L84 183H86V181H90V180H93V178L95 179V181H98L97 182V185L98 186H100L101 188H102V190L104 191V189H105V191L106 192H102V193H100L101 195H103V193H104V195H106V194H109V198L111 199V201H112V199H113V197L116 195V193H118L117 191L119 190V189H122V188H120L122 185H126V184H128V186L130 185V187H132L131 186V184L130 183H132L131 181H132V176H128V174H129V172H127V174H126V170L124 169V166H123V164L125 163H123V161H121L120 162V166H118L119 164V160L116 162L118 165V167H116V166H114V161L115 160H113V159H115L116 158V160H117V156H119L116 152H114V153H116V154H114L113 152H111L112 150L111 149H114V150H116V147L117 148H119V146H120V149H121V145L122 144H120V140L119 139H116V137L113 139V138ZM121 137L123 138V140H127L128 142H129V146L131 145V139H129L128 140V136L127 135H125V133H123L122 135H121ZM10 138V139H9ZM55 138V137H54ZM71 138V139H72ZM75 138H77L76 139V141L78 140V137H75ZM74 138V139H75ZM118 138V137H117ZM127 138V139H126ZM135 138V137H134ZM141 138H143V137H141ZM191 138V139H190ZM66 139V138H65ZM189 139H190V141H191V143H189L188 144V141H189ZM38 140V139H37ZM42 140V139H41ZM52 140V139H51ZM73 140V139H72ZM45 141V140H44ZM43 141V142H44ZM68 141V140H67ZM136 141V140H135ZM37 142V141H36ZM39 142H41L40 141V139H39ZM53 142V141H52ZM75 142V141H74ZM137 142V143H138ZM49 143V142H48ZM86 143V142H85ZM136 143V142H135ZM32 144V143H31ZM36 144V143H35ZM62 144V143H61ZM73 144V143H72ZM23 145V144H22ZM27 145V144H26ZM33 145V144H32ZM40 145V144H39ZM43 145V144H42ZM49 145H50V143H49ZM51 145H52V143H51ZM67 145V144H66ZM78 145V144H77ZM137 145V144H136ZM192 145H194V143L192 144ZM35 146V145H34ZM41 146V145H40ZM56 146V145H55ZM65 146V145H64ZM69 146V145H68ZM107 146H106V148H107ZM48 147V146H47ZM60 147V146H59ZM137 147V146H136ZM46 148V147H45ZM138 148V147H137ZM120 149H118V150H120ZM56 150L57 151H59V149L58 148H56ZM111 150V151H110ZM117 150V151H118ZM45 151V150H44ZM56 151V152H57ZM109 151V152H108ZM137 151H139V150H137ZM120 152V151H119ZM194 152V151H193ZM45 153H46V151H45ZM109 153V154H108ZM112 153L114 154V155H112ZM139 153V152H138ZM58 154H61V152L59 151V153ZM120 154V153H119ZM193 154V153H192ZM41 155V154H40ZM62 155V154H61ZM49 156V155H48ZM116 156V157H115ZM52 157H54V155L52 156ZM63 157V156H62ZM72 157V158H71ZM120 157V156H119ZM118 157V159H120ZM136 157V156H135ZM139 157V156H138ZM193 157V156H192ZM8 158V157H7ZM37 158V157H36ZM55 158H57V157H55ZM69 158V159H68ZM106 158V160H104ZM39 159V158H38ZM40 159H41V157H40ZM44 159V158H43ZM46 159V158H45ZM63 159V158H62ZM129 159H130V157H129ZM139 159V158H138ZM179 159H181V157L179 158ZM178 159V160H179ZM6 160V159H5ZM9 160V159H8ZM7 160V161H8ZM42 160V159H41ZM55 160V159H54ZM57 160V159H56ZM68 160V161H67ZM12 161V160H11ZM39 161V160H38ZM43 161V160H42ZM51 161V160H50ZM109 161V162H108ZM130 161V160H129ZM137 160L135 159V162H136ZM158 161V162H159ZM182 161V160H181ZM186 161H187V159H186ZM185 161V162H186ZM190 161V160H189ZM37 162V161H36ZM45 162V161H44ZM114 162V163H113ZM134 162V164H132V165H134V166H136L137 168H138V164H136ZM157 162V163H158ZM178 163H179V161H177ZM183 162V161H182ZM184 162V164L183 165H185L186 163ZM191 162V161H190ZM189 162V163H190ZM193 162V161H192ZM191 162V163H192ZM2 163H3V159H2ZM34 163V162H33ZM51 163H53V161L51 162ZM113 163V164H112ZM123 163V164H122ZM160 163H161V161H160ZM159 163V166L161 165ZM165 163H168V160H167V162H165ZM164 163V164H165ZM191 163L189 164L190 166H191ZM35 164V163H34ZM42 164H43V162H42ZM45 164V163H44ZM109 164V165H108ZM111 164V165H110ZM156 164V163H155ZM163 164V165H164ZM171 164V163H170ZM180 164V163H179ZM182 164V163H181ZM178 165V168H179V166H180V170L177 172V171H174V173H173V177L175 178V175H180V176H184L185 175V173H186V171H187V169H185V167L186 166H183V165ZM193 164V163H192ZM7 165V163L4 165V166H6ZM32 165V164H31ZM39 165H41V164H39ZM128 165H130V164H128ZM143 165V166H144ZM168 165H169V163H168ZM41 166H43V165H41ZM40 166V167H41ZM48 166V165H47ZM56 166V165H55ZM85 166L88 168H90V169H92V170H95V173H94V175L93 174H89V173H86V169L87 168H85ZM131 166V165H130ZM134 166H132L131 168H133ZM141 166H140V169H141ZM166 166V165H165ZM189 166V170H191L190 168L192 167H190ZM27 167V166H26ZM44 167H45V165H44ZM43 167V168H44ZM58 167H60V165L58 164V166H57V169H58ZM135 167V169H137ZM153 167V166H152ZM156 168H157V166H155ZM173 167V166H172ZM2 168V164L0 163V188L2 187V188H4V185L7 183V179H8V177L9 176H6V174H7V171H6V173L5 172H3V170L1 169ZM12 168V167H11ZM32 168H33V166H32ZM32 168H30V169H32ZM36 168H37V165H36ZM39 168V167H38ZM130 168V167H129ZM128 168V169H129ZM129 169V170H132V173H133V169ZM143 168V167H142ZM148 168H149V166H148ZM156 168H155V170H153V171H150L149 169V171L151 172L150 174H148V175H151L150 176V178H151V180H156V178H157V171H159L158 169L156 170ZM159 168V167H158ZM160 168H162V167H160ZM165 168H167V166L165 167ZM193 168V167H192ZM26 169V168H25ZM28 169V168H27ZM29 169V170H30ZM35 169V168H34ZM45 169V168H44ZM139 169V168H138ZM145 169V168H144ZM17 170V169H16ZM21 170V169H20ZM46 170V169H45ZM59 170H60V168H59ZM89 170V169H88ZM106 170V171H105ZM129 170H127V171H129ZM146 170H147V167H146ZM146 170H144V172L146 171ZM9 171V170H8ZM36 171V170H35ZM91 171V170H90ZM135 171V170H134ZM148 171V172H149ZM160 171H162V172H164V169L163 170H160ZM193 171V170H192ZM94 172V171H93ZM139 172H140V170H139ZM147 171L145 172V173H148ZM161 172V173H162ZM27 173H30L29 171L27 172ZM41 173V172H40ZM131 173V174H132ZM13 174V173H12ZM52 172H51V177H52ZM58 174V173H57ZM134 174V173H133ZM132 174V175H133ZM139 174V173H138ZM144 174V173H143ZM164 173H162V175H163ZM7 175H9V174H7ZM21 175V174H20ZM18 176V177H21V176ZM25 175V174H24ZM137 175V173L135 174V176ZM140 175V174H139ZM146 175V174H145ZM147 175V176H148ZM27 176V175H26ZM74 176H77L78 177V180L77 181H75L74 180ZM134 176V177H135ZM146 176V177H147ZM16 177V176H15ZM15 177H14V179H15ZM76 177V178H77ZM129 177H131V178H129ZM136 177H138V176H136ZM143 177V176H142ZM164 177H165V175H164ZM12 178V177H11ZM23 178V177H22ZM100 178V179H99ZM103 178H105V179H103ZM149 178V179H150ZM46 179V178H45ZM50 179V178H49ZM48 179V180H49ZM137 179V178H136ZM147 179V178H146ZM188 179V178H187ZM8 180H10V177H9V179ZM12 180V179H11ZM17 180V177H16V179L14 180V181H16ZM141 180H143V178H141ZM148 180V179H147ZM146 180V181H147ZM151 180H150V182H151ZM66 181V180H65ZM88 181V182H89ZM95 181H94V183H95ZM140 181V180H139ZM144 181H145V178H144ZM143 181V182H144ZM149 181V180H148ZM188 181V180H187ZM190 181V180H189ZM40 182H41V180H40ZM51 182V181H50ZM87 182V183H88ZM129 182V183H128ZM138 182V181H137ZM153 182V181H152ZM163 182V181H162ZM165 182V181H164ZM167 182V181H166ZM9 183H11L12 184V182L10 181ZM92 184H93V182H91ZM126 183V184H125ZM142 183V182H141ZM140 183V184H141ZM13 184H14V182H13ZM12 184V185H13ZM51 184V183H50ZM140 184H139V186H140ZM158 184V183H157ZM164 184V183H163ZM65 185V183H64V186H66ZM96 185V186H97ZM148 185V184H147ZM194 185V184H193ZM25 186V185H24ZM38 186V185H37ZM9 186H8V184H7V188H8ZM69 188V187H68ZM99 188V187H98ZM124 188H127V187H124ZM166 188V187H165ZM169 188V187H168ZM88 189V188H87ZM133 189V188H132ZM167 189V188H166ZM172 189V188H171ZM175 189V188H174ZM9 189H5L3 192H4V194L2 195L1 193V191H0V220H1V222L3 221V223H1L0 222V264H27V261H26V259H28V258H30L32 255H37V258H35V259H37L38 260V264H84L87 260H88V262L87 263H85V264H102L101 263V261H103L104 259H102L101 261H100V258H102V257H100V256H98L97 255V257H100L99 258V260H95L94 259V261H96V262H93V260H92V257H91V259H90V255H88V253H90V252H88L89 250H88V248L86 247V244L88 243L87 241H89V240H86V242H84V241H82V240H80V241H78L77 243H65L66 241H67V239L65 240V239H63V238H66L67 236H64V235H66V234H69V233H71L70 231H72V229L70 228V220H67V218H66V222H64V223H62L63 221L62 220H60V221H62L61 223V225H60V223H59V227H56V231H54V233H52V235H50V238H46V239H48V242L46 243V244H44L43 242L40 244V246H37L38 244H37V241L35 242V244L33 243H30V244H32L30 247L29 246H27L29 243V241L31 240V238H30V240L28 241L27 239H26V237L25 238H23V236H25L26 235V233H23V234H25V235H23V236H21L22 234L20 233L22 230V228H21V226H22V224H20L21 222H24V221H19L20 223H19V225H18V222H16V221H18L17 219L16 220H14V217H12L13 219L12 220H10L9 221V223L7 222L6 223V220H5V218L3 219V218H1V216H5L7 213H9L10 212V209H11V207H12V205L11 204H13V197H12V194H15V192L14 193H12L14 190H10L11 192L10 193H7V192H9L8 191ZM27 190V189H26ZM77 190H79V189H77ZM96 190V189H95ZM140 190V189H139ZM164 190V189H163ZM31 191V190H30ZM73 191H74V189H73ZM91 191H92V189H91ZM168 191V190H167ZM183 191V192H184ZM27 192V191H26ZM61 192V191H60ZM65 192V191H64ZM72 192V191H71ZM87 192V191H86ZM125 192V191H124ZM127 192V191H126ZM132 192V191H131ZM143 192V191H142ZM164 192V191H163ZM169 192V191H168ZM182 192V191H181ZM73 193V192H72ZM72 193H71V196H72ZM88 193V192H87ZM95 194L97 193V192H94ZM93 193V194H94ZM98 193H99V191H98ZM97 193V194H98ZM139 193V192H138ZM140 193H141V191H140ZM31 194H33V193H31ZM57 194V193H56ZM73 194H75V193H73ZM83 194V193H82ZM90 194H92V192H90ZM96 194V195H97ZM159 194H160V192H159ZM162 194V193H161ZM160 194V195H161ZM166 194H169V193H167L166 192ZM166 194H165V196H166ZM30 195V194H29ZM55 195V194H54ZM77 195V194H76ZM85 195V194H84ZM89 195V194H88ZM118 195V194H117ZM116 195V196H117ZM121 195H123V193L121 194ZM135 195V194H134ZM181 195H183V193L181 194ZM180 195V196H181ZM60 196V195H59ZM63 196V195H62ZM78 196H80V194H78ZM78 196L76 197V198H78ZM82 196V195H81ZM79 197L80 199H82V202H84V200L86 201V202H88L87 200H86V198L85 199H83V196L82 197ZM86 197H88L87 195H85ZM84 196V197H85ZM92 196V195H91ZM90 196V197H91ZM125 196V195H124ZM123 196V197H124ZM168 196V195H167ZM166 196V197H167ZM180 196L178 197V198H180ZM19 197V196H18ZM56 197V196H55ZM64 197V196H63ZM69 197V196H68ZM73 197H74V195H73ZM97 197L98 196H95V197H91L94 201L97 199ZM140 197V196H139ZM162 197H164V195H162ZM162 197H160V199L162 198ZM169 197V196H168ZM173 197H175V198H177L176 197V195L175 196H173ZM15 198H17L16 196H15ZM23 198V197H22ZM26 198V197H25ZM25 198H24V200H25ZM76 198H74V200H76ZM79 198L77 199V200H79ZM90 198V199H91ZM94 198H96V199H94ZM116 200H118L117 199V197H114ZM165 198V197H164ZM164 198L162 199L163 201H165L164 200ZM177 198V200L179 201V199ZM181 198H183V196H181ZM64 199H66L65 197H64ZM73 199V198H72ZM99 199H100V197H99ZM105 199V197H103V200ZM115 199H114V202H115ZM121 199H124V198H121ZM15 200V199H14ZM27 200V199H26ZM25 200V201H26ZM62 200V199H61ZM69 200H71V197L69 198ZM68 200V201H69ZM92 200V201H93ZM101 200V201H100ZM100 200H97L99 203L101 202L102 203V199H100ZM129 200V199H128ZM183 200V199H182ZM12 201V203H10ZM16 201H18V199L16 200ZM16 201H14V204L16 203ZM64 201V200H63ZM67 201V200H66ZM96 201V205H97V202ZM135 201V200H134ZM138 201V200H137ZM167 201H170V200H166V203H167ZM177 201V202H178ZM20 202H24V201H20ZM61 202V201H60ZM72 202H73V200H72ZM79 202H80V200H79ZM79 202H78V204H79ZM85 202V203H86ZM176 202V203H177ZM180 202V201H179ZM18 203V202H17ZM94 205H95V202H92ZM103 203H105L103 206H105L107 203L104 201ZM169 203V202H168ZM167 203V204H168ZM184 203V202H183ZM182 202H180V204H183ZM13 204V205H14ZM22 204V203H21ZM21 204L20 203H18V204H15V205H17L16 207H17V209H16V207L14 208V209H12L13 211H16V210H18V211H16V212H11V216H15L14 214L15 213H19V210L20 209H18L19 208V206H21ZM25 204H26V202H25ZM67 203H65L64 202V208L66 209V208H69V206L68 207H66L65 205H66ZM72 204V203H71ZM115 204H117V202L115 203ZM129 204V203H128ZM134 204V203H133ZM132 204V205H133ZM136 204L137 203H135L134 204V207L136 206ZM162 204H164V203H162ZM180 204H178L177 203V205L179 206V208H180ZM19 205V206H18ZM51 205H53V204H51ZM63 205V204H62ZM76 205V204H75ZM75 205L74 206H72L73 208L75 207ZM95 205V206H96ZM100 206H102L101 204H99ZM107 205H109V204H107ZM106 205V206H107ZM159 205V204H158ZM166 205V204H165ZM169 205H170V203H169ZM192 205V206H193ZM22 206H23V204H22ZM25 206V205H24ZM23 206V207H24ZM30 206V205H29ZM55 206V208H56V205H54ZM53 206V207H54ZM81 206V205H80ZM79 205H76V207H79V208H81ZM90 206V205H89ZM98 206V205H97ZM100 206H98V207H100ZM112 206H113V201H112ZM126 206V205H125ZM175 206V205H174ZM177 206V207H178ZM27 207V206H26ZM26 207H24V208H26ZM53 207H52V209H53ZM60 207L61 208H63L61 205H60ZM162 207H163V205H162ZM167 207H168V205H167ZM166 207V208H167ZM24 208H22L21 207V209H23V210H25ZM54 208V209H55ZM60 208V209H61ZM63 208V211L65 210ZM89 208V207H88ZM101 208H103V207H100V210L99 211H101ZM106 208L107 207H105L104 209H102V210H105L103 213H104V215H105V213H106ZM108 208H110V210H107V213H106V215L108 214V211L110 212L111 211V206L109 207L108 206ZM107 208V209H108ZM114 208H115V206H114ZM165 208V209H166ZM170 208H169V210H170ZM190 208V207H189ZM193 208H194V206H193ZM49 209V208H48ZM50 209H51V206H50ZM53 209V210H54ZM59 209V210H60ZM77 208H75L74 210H76ZM83 209V208H82ZM91 209V208H90ZM157 209V208H156ZM163 209V208H162ZM161 209V210H162ZM165 209H163V210H165ZM11 210V211H12ZM73 210V211H74ZM79 210V209H78ZM98 210V209H97ZM21 212H22V210H20ZM61 211H62V209H61ZM59 212L60 213V215H62V214H64L65 215V212ZM69 211L71 212V210L69 209ZM77 211V210H76ZM152 211V210H151ZM171 211V210H170ZM43 212V211H42ZM69 212V213H70ZM83 212V211H82ZM95 212V211H94ZM175 212L174 213H172V211H171V213L172 214H175ZM24 213V212H23ZM51 213V212H50ZM58 213V212H57ZM73 213V216H75V215H77V213L74 215V212H71V214ZM88 213V212H87ZM86 213V214H87ZM100 213V212H99ZM111 213V212H110ZM159 213H160V211H159ZM163 213H166L165 211L163 212ZM169 213V212H168ZM179 213V212H178ZM10 214V213H9ZM8 214V215H9ZM25 214V213H24ZM92 214V213H91ZM102 214V213H101ZM59 215V214H58ZM59 215V216H60ZM66 215H67V213H66ZM65 215V216H66ZM81 215V214H80ZM83 215V214H82ZM90 215V214H89ZM88 215V216H89ZM106 215H105V217H106ZM111 215V214H110ZM110 215H107V217H108V219L109 218H111V217H113V216H111L110 217ZM116 215V214H115ZM128 215V214H127ZM160 215H161V213H160ZM171 216V214H168V215H166V216ZM179 215V214H178ZM192 215V214H191ZM16 216H19V215H16ZM15 216V218H17ZM22 216H25V215H22ZM72 216V217H73ZM85 216V215H84ZM87 216V215H86ZM97 216V215H96ZM95 216V217H96ZM101 216V215H100ZM164 216V214L162 215V217ZM175 216V215H174ZM176 216H177V214H176ZM180 216V215H179ZM182 216V217H183ZM189 216V217H188ZM6 217V216H5ZM9 217V216H8ZM19 217H21V216H19ZM19 217H18V219H19ZM31 217V216H30ZM69 217V216H68ZM70 217H71V215H70ZM76 217V216H75ZM75 217H73L74 219H76V220H78L77 219V217L75 218ZM90 218H88L89 219V221L91 220V216H89ZM102 218L104 217L103 215L101 216ZM100 217V218H101ZM106 217V218H107ZM182 217L180 218V219H182ZM184 217H183V219H184ZM185 217V218H186ZM7 218V217H6ZM53 218V217H52ZM51 218V219H52ZM58 217H56L55 219H57ZM63 218V217H62ZM65 218V217H64ZM73 218H71V219H73ZM158 218H159V215H158ZM168 218H173V217H168ZM168 218H166V219H168ZM179 218L177 217V218H173V219H176V221H178L179 220ZM192 218V219H193ZM8 219H11L10 217L8 218ZM7 219V220H8ZM70 219V218H69ZM81 219H83V222H84V219H86V218H81ZM92 219H96V218H94V217H92ZM104 219V218H103ZM113 219V218H112ZM156 219V218H155ZM163 219V218H162ZM161 219V220H162ZM5 220V221H4ZM23 220V219H22ZM80 220V219H79ZM94 220H92L91 222H92V224H91V222H87V223H90L91 224V226H93L94 224H93V222H94ZM97 220V219H96ZM95 220V221H96ZM101 219H99V221H100ZM151 220H152V218H151ZM154 220V219H153ZM169 220V219H168ZM189 220V219H188ZM14 221H15V223H14ZM26 221H27V219H26ZM59 221V222H60ZM105 221V220H104ZM113 221V220H112ZM165 221V220H164ZM169 221H171V220H169ZM173 221V220H172ZM176 221H174L175 223H176ZM192 221V220H191ZM193 221V222H194ZM73 223V225L74 224H78V227H81L80 226V223H81V220H80V223H77V221H72ZM76 222V223H75ZM79 222V221H78ZM98 222V221H97ZM96 222V223H97ZM115 222V221H114ZM155 222V221H154ZM180 222V221H179ZM185 222V221H184ZM184 222H183V225H184ZM192 222V223H193ZM16 223H17V225H16ZM40 223V222H39ZM39 223H37V224H39ZM44 223V222H43ZM43 223H41V224H43ZM156 223V222H155ZM165 223H166V221H165ZM181 223H182V221H181ZM12 224V225H11ZM14 224V225H13ZM36 224V225H37ZM41 224H40V226L39 225H35V223H34V225H35V227H38L39 228V230H40V227H41ZM57 224H58V222H57ZM86 223H84V224H81V225H83V229H85L86 231H90V230H87V229H89V227H91V226H89V224H87L88 226H84ZM99 224H101V223H99ZM152 224H153V221H152ZM161 224V223H160ZM168 224H169V222H168ZM180 224V223H179ZM179 224L178 223H176V226L178 225L179 226ZM188 224V223H187ZM190 224V223H189ZM8 225H10V227L8 226ZM21 225V226H20ZM23 225H25V224H23ZM28 225V224H27ZM31 225H33L32 223H31ZM34 225H33V228H35L34 227ZM44 225H45V223H44ZM95 225H97V224H95ZM94 225V226H95ZM102 225V224H101ZM107 225V224H106ZM108 225H109V223H108ZM107 225V226H108ZM119 225V224H118ZM151 225V224H150ZM182 225V224H181ZM193 225V224H192ZM191 224H190V226L191 227H194V226H192ZM8 226V227H7ZM12 226V227H11ZM51 226H53V225H51ZM55 226H56V224H55ZM54 226V227H55ZM77 226V225H76ZM75 226V227H76ZM120 226V225H119ZM125 226V225H124ZM152 226V225H151ZM157 226V225H156ZM167 226V225H166ZM177 226V227H178ZM184 226H186V223H185V225ZM184 226L182 227V228H184ZM23 227V226H22ZM29 227H31L30 225H29ZM73 227V226H72ZM77 227V228H78ZM96 227V226H95ZM100 227V226H99ZM104 227V226H103ZM150 227V226H149ZM153 227H154V224H153ZM188 227V226H187ZM184 228V229H186L185 231H188V228ZM9 228V229H8ZM25 228V232L27 231V233H28V229H26V226L24 227ZM28 228V227H27ZM38 228H36V230L38 229ZM53 228V227H52ZM101 228V227H100ZM159 228V227H158ZM179 228V227H178ZM190 228V227H189ZM195 228V229H196ZM46 229V228H45ZM76 231H77V229L76 228H74ZM80 229H82V227L80 228ZM105 229V228H104ZM149 229V228H148ZM170 229H172V228H170ZM194 230V231H192V229H191V232H193V233H195V240H194V238H191V240H189L190 242L192 241V239L194 240V241H198L199 242V240L200 239H202V242H203V239L206 237V235H205V237H203V235L204 234H202V236H201V234H200V230ZM32 230V229H31ZM30 229H29V231H31ZM35 230V229H34ZM35 230V231H36ZM55 230V229H54ZM75 230H73V233L72 234H75ZM79 230V229H78ZM102 230V229H101ZM166 230V229H165ZM190 230V229H189ZM85 231V232H86ZM106 231H107V229H106ZM163 231V230H162ZM181 231H182V229H181ZM203 231L201 232V233H203ZM24 232V231H23ZM38 232V231H37ZM52 232H53V229H52ZM80 233H82L81 231H79ZM91 232H93V231H91ZM97 232H98V229H97ZM145 232V231H144ZM160 232V231H159ZM167 232H169V231H167ZM171 232V231H170ZM177 232V231H176ZM191 232H189L188 234H191ZM33 233V232H32ZM49 232H46L45 234L47 235ZM83 233H84V231H83ZM82 233V234H83ZM87 233V232H86ZM101 233V232H100ZM100 233L99 234H96V235H100ZM104 233V232H103ZM172 233V232H171ZM19 234H21L20 235V237L18 236ZM45 234H44V236H45ZM82 234H80V235H82ZM88 234V233H87ZM124 234V233H123ZM127 234H129L128 233V231H127ZM145 234V233H144ZM175 234V233H174ZM178 234H179V232H178ZM187 234V233H186ZM188 234H187V236H188ZM207 234V235H208ZM28 236H29V233L27 234ZM26 235V236H27ZM33 235V234H32ZM32 235H30V236H32ZM35 235V234H34ZM37 235V234H36ZM35 235V236H36ZM76 235H77V233H76ZM107 235V234H106ZM142 235H143V233H142ZM147 235V234H146ZM157 235H159V234H157ZM173 235V234H172ZM183 235V234H182ZM193 236H194V234H192ZM192 235H190V236H192ZM200 235V236H199ZM28 236H27V238H28ZM29 236V237H30ZM79 235H77V237H78ZM83 236V235H82ZM81 236V237H82ZM87 236V235H86ZM103 236V238L105 239V236L102 234L101 236H98L100 239H102L101 237ZM117 236V235H116ZM122 236V234H120V236H118L119 238ZM145 236V235H144ZM164 236H167V235H164ZM192 236V237H193ZM19 237V238H18ZM48 237V236H47ZM73 237H75L74 235H73ZM76 237V238H77ZM95 237V236H94ZM97 237V236H96ZM95 237V238H96ZM117 237V238H118ZM146 237V236H145ZM174 237V236H173ZM201 237V238H200ZM203 237V238H202ZM71 238V237H70ZM75 238V239H76ZM85 238V237H84ZM88 238V237H87ZM86 238V239H87ZM91 238H93L92 236H91ZM90 238V239H91ZM94 238V239H95ZM116 238V240H118ZM125 238V237H124ZM131 238L132 237H129V240H127L126 239V241L123 239V236H122V243L123 242H127L128 244L130 243L129 241L131 240ZM141 238H142V240H143V237H140L139 239L141 240ZM149 238H150V236H149ZM149 238H147V239H149ZM154 238H155V236H154ZM188 238V237H187ZM24 239L25 240H27L28 242V244L27 243H25L24 242ZM36 239H37V237H36ZM36 239H34V240H36ZM71 239H74V238H71ZM79 239V238H78ZM104 239H103V241L102 240H100L102 243L104 242ZM138 239V238H137ZM146 239V238H145ZM144 239V240H145ZM146 239V240H147ZM153 239V238H152ZM152 239H151V242H153L152 241ZM158 239V238H157ZM163 239V238H162ZM160 240L159 239V242H158V240H157V242H156V244L155 245H158L159 246V244H157V243H160V241H161V244H162V242H163V244L166 242L165 240ZM165 239V238H164ZM189 239V238H188ZM207 240H208V237L206 238ZM33 240V239H32ZM31 240V241H32ZM91 240H93V239H91ZM90 240V241H91ZM99 240V239H98ZM97 240V242L99 243V241ZM112 240V239H111ZM113 240H115V238L113 239ZM141 240V241H142ZM150 240V239H149ZM71 241V240H70ZM90 241H89V243H90ZM106 241H108V240H106ZM133 241V240H132ZM135 241V240H134ZM139 241V240H138ZM148 241V240H147ZM193 241V242H194ZM209 241V240H208ZM211 241H209V243L211 242ZM64 244H63V243ZM91 242H93V241H91ZM95 242H96V240H95ZM100 242V243H101ZM110 242H112V245H113V241H110ZM109 242V243H110ZM116 242H119V240L118 241H116ZM115 242V243H116ZM120 242H121V240H120ZM142 242H144V241H142ZM150 241H148V243H149ZM195 242V243H196ZM99 243V244H100ZM126 243V244H127ZM135 243V242H134ZM136 243H137V241H136ZM140 243V241L138 242V244ZM184 243V242H183ZM204 243H206V240H205V242ZM26 244V245H25ZM117 244V243H116ZM121 243H119L118 245H120ZM126 244H125V246H126ZM131 244V243H130ZM141 244V243H140ZM139 244V245H140ZM143 244V243H142ZM142 244L140 245L141 247H142ZM154 243H152V245H153ZM167 244H168V242H167ZM175 244V243H174ZM193 244V243H192ZM207 245H208V242L206 243ZM205 244V245H206ZM92 245V244H91ZM91 245H90V247H91ZM101 245V244H100ZM103 245V244H102ZM107 245V244H106ZM117 245V246H118ZM122 245V244H121ZM137 245V244H136ZM151 245V244H150ZM150 245L148 244V246L150 247ZM151 245V246H152ZM178 245V244H177ZM26 246V247H25ZM97 246H98V244H97ZM116 246V245H115ZM115 246H113V247H115ZM125 246H123V247H125ZM138 246V245H137ZM145 246L147 247V245L145 244ZM145 246H143V248H145ZM157 246V247H158ZM163 246V245H162ZM162 246H161V251H163V249L165 250L166 249V247L164 248V246H165V244H164V246H163V248H162ZM167 246V245H166ZM169 246V245H168ZM167 246V247H168ZM175 246V245H174ZM181 246H182V244H181ZM183 246H184V244H183ZM190 246H192L191 245V243H190ZM197 246V245H196ZM28 247V248H27ZM87 249H86V248ZM88 247H89V245H88ZM94 247V246H93ZM99 247H101V246H99ZM107 247H109V246H107ZM107 247L104 245V247H102V248H106L107 249ZM110 247H111V243H110ZM130 247V246H129ZM185 247V246H184ZM210 247V246H209ZM208 247V248H209ZM92 248V247H91ZM117 247H115V248H112V250H111V252L113 251V249H115V250H117L116 249ZM118 248H120V247H118ZM152 248L154 249V251H158V250H155V247H153L152 246ZM172 248V247H171ZM183 248V247H182ZM188 247H186V249H187ZM99 249V248H98ZM109 249V252H110V249L111 248H108ZM146 249V248H145ZM144 249V250H145ZM151 249V248H150ZM149 249V250H150ZM158 249V248H157ZM168 249H170V248H168ZM176 249V248H175ZM184 249V248H183ZM186 249H184V250H186ZM189 249H190V247H189ZM101 250V249H100ZM122 250V249H121ZM127 250V249H126ZM139 250V249H138ZM143 250V251H144ZM152 250V249H151ZM151 250H150V252H151ZM173 250V249H172ZM178 250V249H177ZM182 250V249H181ZM180 250V251H181ZM201 250H204L205 251V253L207 254V252L206 251H210V250H206V248L204 247V245H203V247H201ZM41 251H43V253L45 254V255H42V257L44 256V259H42V257H41ZM103 251H105V249H102V252ZM135 251V250H134ZM141 251H142V248L138 251L139 253H141ZM147 251H148V248H147ZM165 251H167V250H165ZM169 251V250H168ZM171 251V250H170ZM169 251V252H170ZM187 252H188V250H186ZM190 251V250H189ZM191 251H190V253H191ZM199 251H200V249H199ZM38 252V253H37ZM96 252H98V251H96ZM107 252H108V250H107ZM106 252V253H107ZM116 252V251H115ZM115 252H112V253H115ZM118 252V251H117ZM116 252V253H117ZM164 252V251H163ZM172 252V251H171ZM187 252H184V253H186L187 254ZM203 252V251H202ZM92 253V252H91ZM90 253V254H91ZM115 253V254H116ZM146 253H148V252H146ZM153 253V252H152ZM162 252H160V254H161ZM189 253V252H188ZM189 253V254H190ZM102 255H103V253H101ZM100 254V255H101ZM109 254V255H108ZM110 254L111 253H107L106 255H108L110 258H112L111 256H110ZM117 254H120V255H117V256H121V252L120 253H117ZM142 254V253H141ZM145 254V253H144ZM151 254V253H150ZM149 254V255H150ZM159 254V255H160ZM169 254V253H168ZM185 254V255H186ZM189 254H187V255H189ZM192 254V253H191ZM206 254H205V256H206ZM104 255H105V253H104ZM105 255V256H106ZM111 255H114V254H111ZM147 255V254H146ZM143 255V256H145V258L147 257V256H149V255ZM163 256H165V259H166V255L165 254H162ZM175 255H177V254H175ZM185 255H183V256H181V257H184L185 258ZM204 254L202 253V256L201 257H204L203 256ZM208 255V254H207ZM92 256V255H91ZM114 256H116V255H114ZM113 256V257H114ZM125 256V255H124ZM139 256V255H138ZM138 256H137V259H138V261H140L141 259H144L143 257L142 258H138ZM141 256V255H140ZM162 256V257H163ZM168 256H170V255H168ZM192 256V255H191ZM190 255L188 256V257H191ZM36 257V256H35ZM89 257V258H88ZM156 257H157V255H156ZM175 257V256H174ZM177 257V259H178V256H176ZM193 257V258H194ZM206 257H209V256H206ZM34 258V257H33ZM96 258V257H95ZM116 257H114V259H115ZM118 258V257H117ZM120 258V257H119ZM118 258V259H119ZM124 258V257H123ZM159 258H160V256H159ZM159 258H157L158 260H160V262L159 263H163V261L165 260L164 258V260L161 258V259H159ZM168 258V257H167ZM97 259V258H96ZM126 259V258H125ZM140 259V260H139ZM148 259V258H147ZM147 259H146V261H147ZM157 259H155L156 261H158ZM30 260V259H29ZM112 260V259H111ZM116 260V259H115ZM152 260V259H151ZM150 260V262L153 264V262ZM154 260V259H153ZM163 260V261H162ZM167 260V259H166ZM170 260V259H169ZM169 260L167 261L168 263L167 264H169ZM173 259H171L170 261H172ZM174 262L173 263H171V264H178V261L176 260V258H174ZM227 260V261H228ZM26 261V262H25ZM119 261V260H118ZM143 261V260H142ZM182 261H183V259H182ZM189 261H190V259H189ZM204 261V262H205ZM226 261V262H227ZM32 262V261H31ZM106 262V261H105ZM105 262H104V264H105ZM108 262V261H107ZM136 262H137V260H136ZM141 262V261H140ZM145 261H143V263H144ZM181 261H179V263H180ZM183 262H185V263H187L188 264V261L186 262V261H183ZM143 263H141V264H143ZM158 263V262H157ZM161 263V264H162ZM32 264V263H31ZM35 264H36V262H35ZM109 264V263H108ZM136 264V263H135ZM154 264H155V262H154ZM190 264V263H189ZM192 264V263H191ZM194 264V263H193ZM203 264H208V262L207 263H203ZM211 264V263H210ZM229 264V263H228Z\"/></svg>","mask_w":264,"mask_h":264}]
</instances>
